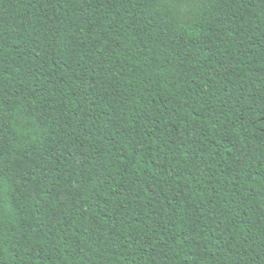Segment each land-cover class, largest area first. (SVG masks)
I'll list each match as a JSON object with an SVG mask.
<instances>
[{
  "label": "trees",
  "instance_id": "1",
  "mask_svg": "<svg viewBox=\"0 0 264 264\" xmlns=\"http://www.w3.org/2000/svg\"><path fill=\"white\" fill-rule=\"evenodd\" d=\"M0 264H264V0H0Z\"/></svg>",
  "mask_w": 264,
  "mask_h": 264
}]
</instances>
